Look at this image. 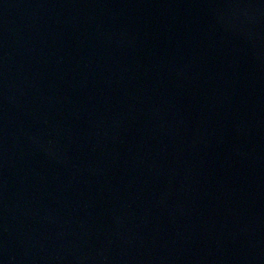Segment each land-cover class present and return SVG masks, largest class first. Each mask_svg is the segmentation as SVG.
I'll list each match as a JSON object with an SVG mask.
<instances>
[{
	"label": "water",
	"instance_id": "95a60500",
	"mask_svg": "<svg viewBox=\"0 0 264 264\" xmlns=\"http://www.w3.org/2000/svg\"><path fill=\"white\" fill-rule=\"evenodd\" d=\"M0 264H264V0H0Z\"/></svg>",
	"mask_w": 264,
	"mask_h": 264
}]
</instances>
